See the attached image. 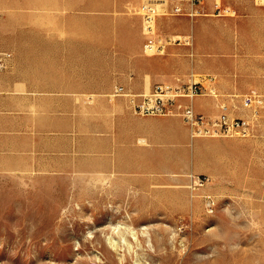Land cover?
Masks as SVG:
<instances>
[{
	"label": "rangeland",
	"instance_id": "1",
	"mask_svg": "<svg viewBox=\"0 0 264 264\" xmlns=\"http://www.w3.org/2000/svg\"><path fill=\"white\" fill-rule=\"evenodd\" d=\"M215 1L193 18L162 11L167 37L194 28L192 44L166 50L195 61L183 78L201 81L212 114L215 96L264 93V0H221L231 13ZM183 153L188 167L154 186L0 171V264H264V116L248 136H201ZM191 174L209 180L193 189Z\"/></svg>",
	"mask_w": 264,
	"mask_h": 264
},
{
	"label": "crops",
	"instance_id": "2",
	"mask_svg": "<svg viewBox=\"0 0 264 264\" xmlns=\"http://www.w3.org/2000/svg\"><path fill=\"white\" fill-rule=\"evenodd\" d=\"M146 1L0 0V51L11 52L0 69V171L154 186L188 167L183 149L198 137L182 117L139 114L127 96L113 94L118 84L140 91L184 79L189 62L195 65L179 54L184 46L169 45V54L145 50ZM154 1L167 38L162 11L169 17L174 4L191 6ZM215 99L209 102L218 111L226 101L232 114H246L235 110L241 99ZM207 102L203 94L193 99L212 114L202 108Z\"/></svg>",
	"mask_w": 264,
	"mask_h": 264
},
{
	"label": "built area",
	"instance_id": "3",
	"mask_svg": "<svg viewBox=\"0 0 264 264\" xmlns=\"http://www.w3.org/2000/svg\"><path fill=\"white\" fill-rule=\"evenodd\" d=\"M190 4L188 14L194 16L202 14L200 4L202 0H187ZM158 2L149 0L141 4L140 12L143 15V27L146 34L144 44L148 53H163L168 43L177 42L192 44V34L176 37H164L158 32L157 17L161 13ZM218 12L231 13L229 6H222L221 0L215 1ZM166 12V11H165ZM164 12V13H165ZM172 14L185 13V6L176 3L172 7ZM11 55L9 51H0V69L6 66V59ZM203 92L201 81L178 78L175 82H156L149 90L135 91L118 84L113 94H123L127 96L128 103L132 110L139 114L158 115H178L183 118L188 125L192 137L199 136H248L252 133L258 123L259 117L264 116V93L256 88H252L241 95L240 106L248 114H232L228 103L221 101V110L215 114H208L196 109L193 99ZM217 95V94H216ZM235 97L236 95H231ZM192 188L204 186L209 177L206 174H191ZM208 212H214L217 206L216 199L208 195L205 201Z\"/></svg>",
	"mask_w": 264,
	"mask_h": 264
},
{
	"label": "bare ground",
	"instance_id": "4",
	"mask_svg": "<svg viewBox=\"0 0 264 264\" xmlns=\"http://www.w3.org/2000/svg\"><path fill=\"white\" fill-rule=\"evenodd\" d=\"M119 225H120L119 223H116L114 226L117 227V226H119ZM132 230H133V229H132ZM133 232H134V230H133ZM135 232H136V230H135ZM121 234L124 235L125 233L122 232ZM109 237H110V235H109ZM113 237H114V236H113ZM113 239H115V240L117 239V240H118V238H115V237H114ZM125 240H126V239H125ZM112 241H114V240H112V237H111V242H112Z\"/></svg>",
	"mask_w": 264,
	"mask_h": 264
}]
</instances>
